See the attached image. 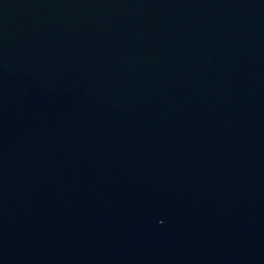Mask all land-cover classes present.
<instances>
[{
	"label": "water",
	"instance_id": "water-1",
	"mask_svg": "<svg viewBox=\"0 0 264 264\" xmlns=\"http://www.w3.org/2000/svg\"><path fill=\"white\" fill-rule=\"evenodd\" d=\"M0 264H264V0H0Z\"/></svg>",
	"mask_w": 264,
	"mask_h": 264
}]
</instances>
